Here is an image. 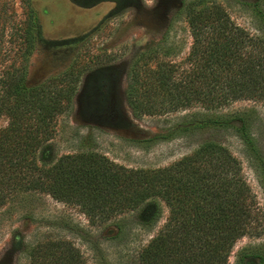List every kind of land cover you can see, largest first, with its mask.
Returning a JSON list of instances; mask_svg holds the SVG:
<instances>
[{
	"label": "rangeland",
	"instance_id": "obj_1",
	"mask_svg": "<svg viewBox=\"0 0 264 264\" xmlns=\"http://www.w3.org/2000/svg\"><path fill=\"white\" fill-rule=\"evenodd\" d=\"M193 2L221 5L236 24L264 37L257 13L264 10V0H134L115 14L110 1L84 8L71 0H0V79L19 69L27 86L34 87L76 65L80 75L72 107L58 118L56 135L44 147L54 162L93 153L129 169H159L208 142L228 148L250 189L258 233L237 241L228 264H264V104L240 100L215 111L198 107L149 115L136 114L128 101L136 63L149 61L154 67L161 60L180 63L187 57L193 42L188 5ZM99 70L110 81L105 112L93 111L86 100ZM244 113L260 156L248 151L239 120L223 127L202 125L210 115ZM7 122L0 118V126ZM156 204L160 214L151 220L146 210ZM169 214L158 199L103 220L78 204L22 191L0 208V264H141L142 249Z\"/></svg>",
	"mask_w": 264,
	"mask_h": 264
},
{
	"label": "trees",
	"instance_id": "obj_2",
	"mask_svg": "<svg viewBox=\"0 0 264 264\" xmlns=\"http://www.w3.org/2000/svg\"><path fill=\"white\" fill-rule=\"evenodd\" d=\"M71 1L84 8L110 1L115 14L134 0ZM188 7L193 42L187 57L180 63L161 60L154 67L149 61L133 66L128 101L134 112L162 115L198 107L215 111L240 100L264 104V37L236 24L221 5L193 2ZM257 13L264 21V10ZM15 72L20 70L0 79V118L8 121L0 126V208L17 193L35 190L107 220L160 199L170 214L142 249L141 264H228L238 240L258 235L250 189L228 148L208 142L159 169H129L93 153L64 155L54 162L44 147L56 135L58 118L72 107L80 74L73 64L29 87L26 75ZM94 75L86 100L93 111L105 112L110 81L101 70ZM235 120L242 123L248 151L260 156L245 113L232 118L210 115L202 125L223 127ZM146 213L155 220L159 204Z\"/></svg>",
	"mask_w": 264,
	"mask_h": 264
}]
</instances>
